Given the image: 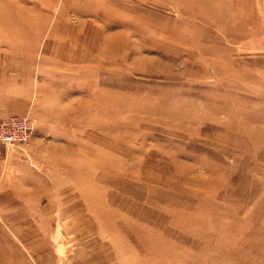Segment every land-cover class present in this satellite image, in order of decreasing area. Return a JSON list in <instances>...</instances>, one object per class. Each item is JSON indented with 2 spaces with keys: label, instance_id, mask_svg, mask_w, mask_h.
I'll use <instances>...</instances> for the list:
<instances>
[{
  "label": "rangeland",
  "instance_id": "1",
  "mask_svg": "<svg viewBox=\"0 0 264 264\" xmlns=\"http://www.w3.org/2000/svg\"><path fill=\"white\" fill-rule=\"evenodd\" d=\"M17 1L0 119L34 128L0 143V264L264 255V0Z\"/></svg>",
  "mask_w": 264,
  "mask_h": 264
},
{
  "label": "bare ground",
  "instance_id": "2",
  "mask_svg": "<svg viewBox=\"0 0 264 264\" xmlns=\"http://www.w3.org/2000/svg\"><path fill=\"white\" fill-rule=\"evenodd\" d=\"M1 1L2 0H0V9L1 8H3L4 6L3 5H5V4H2L1 3ZM11 2V3H10ZM14 4H13V3ZM94 2V1H93ZM9 3H10V7H4V9H1L0 10V19L1 20H5V21H8V19H11L12 17L14 18L15 17V15H16V17L17 18H19V19H17V20H19L20 21V19L22 18L23 20H25V18L23 17V15H25L26 16V14H28V13H30L31 11H32V8L30 7V6H26V5H23V4H21V3H18V1L17 0H13V1H11V0H9ZM98 4V3H97ZM96 4V5H97ZM96 5H93V7L92 6H88V7H80L79 9H78V11L81 13V14H87V13H89V14H91V15H93V17H94V19H96L97 17H98V14H97V11H96ZM76 11V10H75ZM77 12V11H76ZM79 13V14H80ZM78 18H79V16H78ZM27 19V22H23L24 23V26L27 28V29H32V26L34 25L33 24V22H32V18H26ZM86 19V18H85ZM93 20V19H92ZM79 21L80 22H83L84 21V19L83 18H79ZM41 23H38L37 25H34V27H33V29H37V30H35V32H34V37H37L38 38V36L40 35V32H39V30H40V27H41V25H40ZM102 28L103 27H105V26H101ZM101 30V29H100ZM106 31H107V28H103L102 29V31H101V42H103L104 44H105V40L108 38V35H107V33H106ZM19 32H21L18 28H12V29H10V34H11V36L12 37H17L18 36V34H19ZM97 33V32H96ZM26 35V34H25ZM79 35H80V33H79ZM93 35V34H92ZM100 35V34H99ZM27 36V35H26ZM96 38V37H95ZM96 40V39H95ZM99 41V40H98ZM95 42V41H94ZM93 42V43H94ZM91 50V49H90ZM101 51L103 52V53H107V51H108V49L104 46L102 49H101ZM90 52V51H89ZM88 53V52H87ZM73 55V54H72ZM89 55V54H88ZM94 58V57H93ZM58 229V228H57ZM105 255V254H104ZM95 256V255H94ZM105 258V257H104ZM98 259V258H97ZM101 259V258H100ZM103 259V258H102ZM109 259V258H108ZM93 263V262H92ZM88 264V263H87Z\"/></svg>",
  "mask_w": 264,
  "mask_h": 264
},
{
  "label": "built area",
  "instance_id": "3",
  "mask_svg": "<svg viewBox=\"0 0 264 264\" xmlns=\"http://www.w3.org/2000/svg\"><path fill=\"white\" fill-rule=\"evenodd\" d=\"M33 119L29 112L12 113L0 119V143L25 144L33 132Z\"/></svg>",
  "mask_w": 264,
  "mask_h": 264
},
{
  "label": "crops",
  "instance_id": "4",
  "mask_svg": "<svg viewBox=\"0 0 264 264\" xmlns=\"http://www.w3.org/2000/svg\"><path fill=\"white\" fill-rule=\"evenodd\" d=\"M216 264H264V255L255 251L238 253L231 260L220 258Z\"/></svg>",
  "mask_w": 264,
  "mask_h": 264
}]
</instances>
